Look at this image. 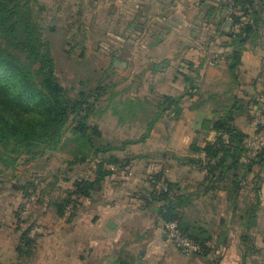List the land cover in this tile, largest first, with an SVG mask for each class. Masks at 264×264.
Returning <instances> with one entry per match:
<instances>
[{"label":"crops","instance_id":"obj_1","mask_svg":"<svg viewBox=\"0 0 264 264\" xmlns=\"http://www.w3.org/2000/svg\"><path fill=\"white\" fill-rule=\"evenodd\" d=\"M132 1L135 12L128 22L131 26L129 40L144 39L146 52L152 51V55L166 51L171 63H176L179 58L180 82L174 81L169 86L176 88L179 84L180 95L184 97L180 123L168 142L176 147L172 140L179 136L181 159L184 152L189 153L183 156L191 154L189 146L200 137L197 130L202 121L215 116L212 112L215 100L225 101L229 97V87L246 99L261 97L264 90V27L258 38L247 43L236 72L238 78L233 81L228 71V56L232 52L228 33L235 27L225 7L228 0ZM151 18L159 27L149 34L147 26L153 22ZM169 41L173 43L169 44ZM149 65L152 70L162 66L153 61ZM204 82L211 83L206 85L207 89L202 87ZM190 117L192 125L188 122ZM236 121L249 134V143L252 136L261 138L260 134H255L254 120L240 116ZM216 134V131H210L208 137L201 136L200 144L204 143L203 138L214 140ZM180 161L184 163L182 159ZM128 166L130 172L107 176L92 198L80 199L81 203L71 217L69 210L64 216H58L53 205L58 198L51 188L53 183L46 187V193L35 204L34 220L30 222L34 223L31 235L37 236L35 252L41 253L38 264H206L216 258L219 259L217 264H243L245 254V264L250 263L251 257L252 264H258L256 259L264 253V170L255 223L248 226L246 210L256 201L249 186L235 195L238 201L234 206L232 194L222 183L220 187L206 191L201 185L206 171L198 164ZM155 167L158 172L162 170L168 180L179 184L180 191L187 197L192 195L189 204L180 210L183 220L196 232L200 228L206 230L208 244L212 247L208 255H184L168 242L158 215L160 203L156 200L148 203L145 198L151 190V181L150 176L145 180L144 174H151ZM254 169L259 171L258 166ZM93 177L94 173H91L90 178ZM20 197L22 201L26 198L23 193ZM43 221L42 230L34 233L36 224ZM247 235L252 236L251 243L246 241ZM247 244L254 249L246 252Z\"/></svg>","mask_w":264,"mask_h":264},{"label":"trees","instance_id":"obj_2","mask_svg":"<svg viewBox=\"0 0 264 264\" xmlns=\"http://www.w3.org/2000/svg\"><path fill=\"white\" fill-rule=\"evenodd\" d=\"M35 2L39 3V0H0V160L7 161L9 157L18 154L36 157L47 150L57 149L71 123L74 139L82 147L89 149L87 152L93 150L95 154L102 153V158L96 164L94 177L75 179L72 189L53 202L58 216H64L69 210L71 217L79 207L80 199L92 198L102 187L106 177L114 174L109 166L125 167L131 161H123L119 156L108 153L111 149L109 144L98 142L103 137L102 130L90 122L96 113V102L104 94L105 88L96 86L89 91L81 89L73 96L61 83L55 69L51 41L45 37L38 16L34 14ZM39 5L38 13L44 10V6ZM225 7L229 10L233 27L241 24L238 30L234 28L228 33L232 45V52L228 56V71L233 81H236V72L247 43L258 38L264 27V0H228ZM228 91L230 94L225 101L215 100L212 104L215 116L206 117L197 130L198 136L216 131L215 139L209 141L203 138L204 143L200 144L199 137L196 138L189 146L191 154L181 159L185 164H198L206 171L201 183L206 191L218 188L222 183L232 194L234 206L238 201L235 195L249 186L250 192L256 196V201L251 202L246 210L250 226L255 223L264 170V122L256 124V133L262 135V140L255 149L249 147V134L239 126L236 119L247 116L255 121L257 116L254 111L260 112L264 117V90L261 97L254 99L235 94L232 86ZM183 97V94H162L153 121H158L168 111L179 116ZM131 142L123 141L121 149ZM87 152L83 154V161ZM255 166L259 167V171L254 169ZM154 173L150 178L152 189L145 196L147 202L158 201V215L162 221L177 220L183 232L201 246V251L195 254L208 255L212 247L208 244L206 230L200 228L196 232L194 227L183 220V211L180 210L189 204L192 195L187 197L182 193L179 184L164 177L162 170ZM161 178L168 184L167 191L156 190V183ZM55 180L51 188L58 185L57 179ZM44 192L46 191L41 188L42 195ZM22 193L26 198L15 210L19 220L22 219L21 209L30 198L28 192ZM37 198L40 200L39 196ZM33 227L34 223H30L21 228L19 243L15 249L18 258L35 254L36 238L31 235ZM246 241L251 243L252 236L247 235ZM246 248V252L254 249L250 244ZM246 258L245 254L243 264L246 263ZM218 260L212 259L206 264H217Z\"/></svg>","mask_w":264,"mask_h":264},{"label":"rangeland","instance_id":"obj_3","mask_svg":"<svg viewBox=\"0 0 264 264\" xmlns=\"http://www.w3.org/2000/svg\"><path fill=\"white\" fill-rule=\"evenodd\" d=\"M39 4L44 6L40 13ZM134 7L132 0H39L33 4L44 35L51 41L56 73L65 88L73 96L81 89L105 88L90 122L102 130L103 137L98 142L109 144L108 153L123 161L130 160V164H185L180 161L179 136L172 140L176 147L169 143L180 116L168 111L158 121H153L162 94L180 95L179 84L176 88L169 86L174 81L180 82L179 58L176 63H171L166 51L152 55V51L146 52L144 39L129 40L131 26L128 22L135 12ZM151 22L147 26L149 34L159 27L153 18ZM116 60L126 62V66L120 62L115 64ZM152 61L162 64L161 69L152 70L149 65ZM207 84L211 83L204 82L202 87L207 89ZM254 114L256 125L258 115L255 111ZM188 122L193 124L191 117ZM71 126L70 123L62 143L55 150H47L36 157L18 154L7 161L0 160V264H38L40 251L31 257L18 258L15 247L21 228L34 220L37 197H42L41 188L47 191L45 187L57 179L58 185L52 190L60 199L75 179L90 178L102 158L101 152H87L89 149L74 139ZM209 132L201 136L208 137ZM252 137L248 142L250 148L258 144L262 135L260 139ZM125 140L132 142L121 149ZM150 172L156 173L158 169L155 167ZM150 175L144 174L145 180H149ZM22 191L30 194L24 203L30 205L27 210L23 205L19 220L15 210L24 202L20 197ZM8 204L11 207H7ZM43 224L45 221L37 223L34 233L42 230ZM33 237L36 238V234ZM256 260L258 264H264V253ZM249 262L252 264V257Z\"/></svg>","mask_w":264,"mask_h":264},{"label":"built area","instance_id":"obj_4","mask_svg":"<svg viewBox=\"0 0 264 264\" xmlns=\"http://www.w3.org/2000/svg\"><path fill=\"white\" fill-rule=\"evenodd\" d=\"M232 1L233 0H230V2ZM240 27L241 24L235 25L236 30H238ZM257 115L258 122H264V117L260 114V112H257ZM257 143L258 144L256 145L253 144L252 147H254L255 149L258 148L261 144V141ZM109 168L114 171V174H121V172H130L131 169L129 166L121 167L119 165H111L109 166ZM153 173H151L150 178H152ZM156 190L159 192L168 190V184L164 180V178H161L157 181ZM29 205V203L24 205L25 207L23 209L27 210L29 208ZM162 225L165 230L168 242H170L182 254L191 255L201 251V246L183 232L177 220H163Z\"/></svg>","mask_w":264,"mask_h":264},{"label":"water","instance_id":"obj_5","mask_svg":"<svg viewBox=\"0 0 264 264\" xmlns=\"http://www.w3.org/2000/svg\"><path fill=\"white\" fill-rule=\"evenodd\" d=\"M118 62H120V61L116 60V61H115V64H117ZM120 63H121V64H124V66H126V62H122V61H121Z\"/></svg>","mask_w":264,"mask_h":264}]
</instances>
